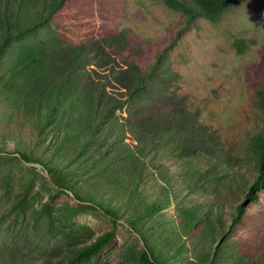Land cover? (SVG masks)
<instances>
[{
  "label": "rangeland",
  "instance_id": "rangeland-1",
  "mask_svg": "<svg viewBox=\"0 0 264 264\" xmlns=\"http://www.w3.org/2000/svg\"><path fill=\"white\" fill-rule=\"evenodd\" d=\"M263 7L261 0L244 1L229 13L235 23L251 25L264 17ZM67 12L59 15L64 24L48 23L28 33L11 26L13 37L0 52V149L20 147L30 156L25 160L0 153V264H68L82 246L112 229L116 232L110 242L79 264H146L140 256L147 248L158 264H246L254 253L262 257L264 186L234 222V204L246 199L245 185L229 181L231 172L218 163L223 161L205 157L189 162L170 149L171 137L155 145L136 138L133 125L138 119L170 114L180 106L182 101L168 94L175 87L173 75L154 80L139 97L114 109L110 121L86 142V149H80L83 135L53 143L52 132L41 134L26 98L34 91L23 84L24 78L10 79L8 71L15 65L26 72L20 62L23 47L38 50L31 57L35 65L38 55L45 59L39 49L43 46L83 42L88 35L86 19ZM196 56L202 66L198 69L209 67L206 48ZM240 61L248 72L255 66L251 58ZM202 78L205 85L210 83L207 75ZM14 79L20 82V91L8 86ZM208 95L217 96L215 90H208ZM243 128L229 133L239 138ZM44 164L53 168V176ZM241 169L249 178L253 161L247 158ZM134 189L143 192V201L131 198ZM78 195L101 203L113 217ZM157 200L163 208L146 213L145 207Z\"/></svg>",
  "mask_w": 264,
  "mask_h": 264
},
{
  "label": "trees",
  "instance_id": "trees-1",
  "mask_svg": "<svg viewBox=\"0 0 264 264\" xmlns=\"http://www.w3.org/2000/svg\"><path fill=\"white\" fill-rule=\"evenodd\" d=\"M244 1L252 0H0V52L13 37L11 26L18 33H28L48 23L64 24L59 15L66 10L70 16L86 19L88 35L83 42L43 46L39 49L45 59L38 55L35 65L31 57L38 50L23 47L20 62L26 72L18 71L15 65L8 71L10 79L20 76L34 91L26 98L31 101L41 134L52 132L53 143L83 135L82 150L99 127L110 121L114 109L139 97L154 80L173 75L175 87L168 94L180 99V106L170 114L138 119L133 125L136 138L155 145L171 137L170 149L189 162L205 157L223 161L218 163L231 172L229 181L245 185L242 192L246 199L234 204L236 222L244 204L264 186V17L251 25L235 23L229 11ZM261 4L264 6V0ZM202 48L211 59L209 67L199 68L210 80L207 85L201 82L203 74L198 67L202 66L196 56ZM229 55L235 57L227 61ZM249 58L255 64L250 72L239 64ZM179 64L184 66L183 72ZM7 84L20 91V82L15 83V79ZM208 90H215L217 96L208 95ZM242 126L246 128L241 136L232 137L229 131ZM3 152L25 160L30 157L20 147L0 149ZM247 158L254 165L249 178L241 169ZM44 166L53 176V168ZM130 195L144 199L138 189ZM78 198L113 217L101 203ZM162 208L157 200L149 203L145 212L156 214ZM115 232L112 229L91 245L82 246L68 264L90 260ZM257 254L246 264H264V255ZM140 258L146 264L160 262L149 248Z\"/></svg>",
  "mask_w": 264,
  "mask_h": 264
}]
</instances>
